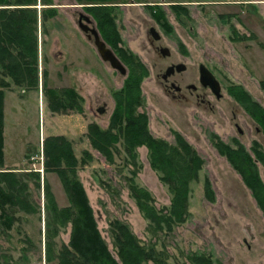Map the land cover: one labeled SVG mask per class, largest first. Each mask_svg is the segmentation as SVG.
I'll use <instances>...</instances> for the list:
<instances>
[{"label": "rangeland", "instance_id": "obj_1", "mask_svg": "<svg viewBox=\"0 0 264 264\" xmlns=\"http://www.w3.org/2000/svg\"><path fill=\"white\" fill-rule=\"evenodd\" d=\"M51 2L38 5L39 88L18 86L11 77H6L12 81V86L6 89L5 99V167L18 171L28 181L29 199L39 212L18 210L11 228L3 226L0 219V255L4 254L14 264L58 263L46 260L44 178L49 180L59 207L70 203L58 174L45 171L43 145L48 135L64 134L73 141L79 160L86 150L92 154L86 164L80 162L77 176L87 191L98 228L112 252L115 253V247L110 223L120 218L143 243L167 250L172 264L178 261L187 264V255L191 252L210 253L218 264H264V212L240 172L215 146L218 138L212 135L234 147L235 139L243 144L253 156L264 182V163L254 152V142L264 151V128L231 93L233 85L241 84L264 107L261 86L264 0L182 1L189 8V16H179L168 0L112 2L116 7L114 14L122 36L121 45L138 55L150 69L149 76L142 81L144 101L138 111L148 114L149 129L154 136L176 143L178 132L205 160L199 179L191 182L189 218L176 225L171 233L159 231L156 234L150 230L149 220L131 196L127 179L136 169V182L152 192L155 206H170L172 194L161 180L160 172L152 167L148 146L136 148L137 166L125 160L127 152L122 144L118 145L120 154L116 162L110 163L93 147L88 136L92 122L105 129L109 127L116 105L114 93L122 88L128 74H122L105 62L94 42L80 29V12L94 18L85 8L88 3ZM52 7L57 14L44 20L43 11L49 12ZM153 8L165 12L172 31H167L160 19L154 17ZM149 20H156L161 24L160 32L173 39L174 57L183 58L191 66L188 75L194 70L199 72V65L204 63L220 80L223 97L212 98L215 110L177 103L164 95L143 47ZM238 35H246V39H237ZM2 76L0 73V79ZM45 82L49 88H75L83 96V110L76 106L52 110L44 90ZM103 108L105 111H101ZM236 111L239 112L235 117ZM237 123L243 132L239 131ZM32 170L40 171L42 187L39 188L34 176L28 173ZM207 178L215 192L214 201L205 194ZM71 231V223L61 230L56 238L58 250L63 243H69Z\"/></svg>", "mask_w": 264, "mask_h": 264}, {"label": "trees", "instance_id": "obj_2", "mask_svg": "<svg viewBox=\"0 0 264 264\" xmlns=\"http://www.w3.org/2000/svg\"><path fill=\"white\" fill-rule=\"evenodd\" d=\"M88 3V9L97 21L102 37L114 49L117 55L129 67L128 76L121 89L115 91V109L108 128H102L92 122L88 126V136L94 148L103 154L108 162L115 163L118 145L122 144L129 160L137 166L136 148L147 145L150 150V161L154 169L160 172V178L168 185L172 194L170 206L157 208L152 192L136 182L137 170L128 177V188L136 200L139 209L149 220V227L157 232L171 233L175 226L187 221L190 216L189 198L191 182L199 179V172L205 163L200 153L178 132L176 143L154 136L149 129V116L138 111L143 104L142 81L150 73L147 65L138 55L122 46V36L114 14L115 0H79ZM85 1V2H83ZM179 16H189V8L182 1L168 0ZM51 0H0V219L3 226L11 228L16 220L18 210L27 213L39 212L37 206L30 201L29 183L18 171L5 167V99L6 89L12 81L18 86L28 89L39 88V4H51ZM55 8L43 11V19L54 17ZM154 17L162 22L167 31L172 26L165 19L162 9L152 11ZM232 16V15H229ZM236 31V30H235ZM236 38V37H235ZM237 39H246L239 36ZM11 77L12 81L6 77ZM264 89V79L261 80ZM44 90L49 98V105L54 111L68 107L83 110V96L73 87L49 88L45 82ZM231 93L243 104L246 110L264 128V107L256 101L241 85L231 88ZM215 146L225 155L240 172L246 184L251 188L254 197L264 212V182L259 174L257 164L246 147L235 139L236 147L224 142L217 135ZM45 171H54L60 177L69 198V205L59 207L51 184L44 178L46 196V260L58 261L57 264H172L167 250L157 249L156 244L147 245L142 242L131 226L115 218L110 223L115 253L98 228L94 208L86 189L78 179L77 171L80 162L87 163L92 158L88 150L79 160L74 152L73 141L64 134L48 135L44 138ZM254 142V152L258 160L264 163V151ZM33 175L37 186L42 187L40 171H28ZM205 194L208 199L215 200V192L210 180L205 183ZM72 224L69 243H63L57 249V236L62 229ZM1 250V245H0ZM4 258V262H2ZM187 264H218L212 254L191 252L187 255ZM0 264H14L0 255ZM175 264H182L179 261ZM186 264V263H183Z\"/></svg>", "mask_w": 264, "mask_h": 264}, {"label": "flooded vegetation", "instance_id": "obj_3", "mask_svg": "<svg viewBox=\"0 0 264 264\" xmlns=\"http://www.w3.org/2000/svg\"><path fill=\"white\" fill-rule=\"evenodd\" d=\"M84 21L87 22L85 19ZM154 21L156 22V20ZM154 21H146L148 26L143 47L148 52L147 59L150 62L149 66L154 70L156 81L160 85L164 95L177 103L195 104L205 109L215 110L216 105L212 98L217 97V95L209 84L205 85L201 81L200 67L202 63L199 65V72L194 70L191 75H188L187 72L191 69V66L183 58L176 59L174 57L173 39L170 36L162 34L159 29L161 24ZM89 32L91 31L89 30ZM101 111H105V108L101 109ZM238 112H235V117ZM236 125L240 131L241 127L239 124L237 123Z\"/></svg>", "mask_w": 264, "mask_h": 264}, {"label": "water", "instance_id": "obj_4", "mask_svg": "<svg viewBox=\"0 0 264 264\" xmlns=\"http://www.w3.org/2000/svg\"><path fill=\"white\" fill-rule=\"evenodd\" d=\"M76 6L79 7V5ZM84 19L87 22H85ZM88 22L93 25H90ZM78 25L80 29L87 35L88 39L94 42L101 58L105 62L110 63V65L114 69L120 71L124 75H127L128 68L126 64L122 61V59L117 55L114 49L102 37L94 18L91 15L82 12L79 16ZM89 30L91 32H89ZM200 71H201V81L205 85L209 84L218 98L223 97L222 84L220 80L216 77V75L212 72V70L208 68L204 63H202L200 67ZM240 131H242L241 128Z\"/></svg>", "mask_w": 264, "mask_h": 264}]
</instances>
